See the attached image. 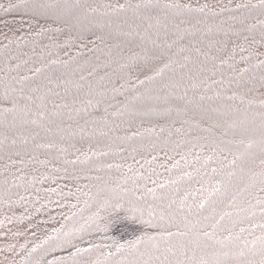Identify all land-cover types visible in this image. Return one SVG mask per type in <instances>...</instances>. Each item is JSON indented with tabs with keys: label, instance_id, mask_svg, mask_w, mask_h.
<instances>
[{
	"label": "trees",
	"instance_id": "trees-1",
	"mask_svg": "<svg viewBox=\"0 0 264 264\" xmlns=\"http://www.w3.org/2000/svg\"><path fill=\"white\" fill-rule=\"evenodd\" d=\"M0 264H264V0H0Z\"/></svg>",
	"mask_w": 264,
	"mask_h": 264
},
{
	"label": "rangeland",
	"instance_id": "rangeland-1",
	"mask_svg": "<svg viewBox=\"0 0 264 264\" xmlns=\"http://www.w3.org/2000/svg\"><path fill=\"white\" fill-rule=\"evenodd\" d=\"M135 231H136L135 227L126 226L124 224H116L114 226L112 237H114L113 240L116 243H122L125 237H129L130 235L131 236L135 235Z\"/></svg>",
	"mask_w": 264,
	"mask_h": 264
}]
</instances>
